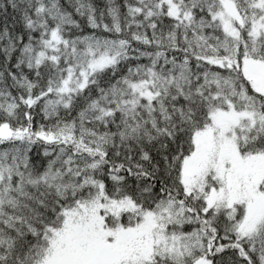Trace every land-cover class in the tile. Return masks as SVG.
<instances>
[{
  "label": "snow or ice",
  "instance_id": "6c2138e0",
  "mask_svg": "<svg viewBox=\"0 0 264 264\" xmlns=\"http://www.w3.org/2000/svg\"><path fill=\"white\" fill-rule=\"evenodd\" d=\"M0 264H264V0H0Z\"/></svg>",
  "mask_w": 264,
  "mask_h": 264
}]
</instances>
